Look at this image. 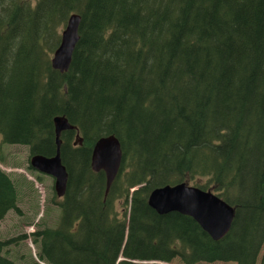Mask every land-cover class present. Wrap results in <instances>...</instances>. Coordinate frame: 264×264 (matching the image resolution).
Masks as SVG:
<instances>
[{
    "label": "trees",
    "instance_id": "1",
    "mask_svg": "<svg viewBox=\"0 0 264 264\" xmlns=\"http://www.w3.org/2000/svg\"><path fill=\"white\" fill-rule=\"evenodd\" d=\"M72 14L60 73L51 57ZM57 116L82 138L60 136V222L32 234L37 260L6 254L24 235L0 240V264H256L261 251L264 264V0H0V164L3 145L25 147L29 171L53 156ZM108 135L122 162L106 194L90 158ZM180 183L235 208L222 240L149 207ZM20 184L32 185L0 169V221L20 214Z\"/></svg>",
    "mask_w": 264,
    "mask_h": 264
},
{
    "label": "water",
    "instance_id": "2",
    "mask_svg": "<svg viewBox=\"0 0 264 264\" xmlns=\"http://www.w3.org/2000/svg\"><path fill=\"white\" fill-rule=\"evenodd\" d=\"M79 23V15L69 16L65 28L61 32L59 45L52 54L51 67L60 73L67 72L69 68L73 50L79 39ZM53 126L55 154L51 157L33 155L29 159V164L34 171L54 180V193L58 198H62L67 189L68 173L60 158L61 133L76 131L74 146H80L82 139L76 128L69 124L63 116L55 117ZM121 162L122 149L115 136H104L95 142L90 166L93 172H103L106 194L119 172ZM148 205L158 215L178 213L191 218L215 242L222 240L229 233L235 211L234 207L210 191L201 190L187 183L154 189L148 196Z\"/></svg>",
    "mask_w": 264,
    "mask_h": 264
},
{
    "label": "rangeland",
    "instance_id": "3",
    "mask_svg": "<svg viewBox=\"0 0 264 264\" xmlns=\"http://www.w3.org/2000/svg\"><path fill=\"white\" fill-rule=\"evenodd\" d=\"M29 1L34 2V0ZM27 156L28 151L23 146H2V157L5 164H0V169L13 179H20L21 181V178H23L32 183L31 188L20 184L18 203L20 214L11 211L0 221V240L16 238L21 235L25 236V238L17 240L16 244L7 247L6 254L16 261L30 258L37 260V248L34 245L32 234L44 227L57 226L61 214L58 205L52 203L53 198L56 196L53 192L54 180L51 177L29 171L27 169ZM62 200L63 198L55 197L57 202ZM262 257L263 251L260 252L256 264H260ZM171 264L179 263L175 261Z\"/></svg>",
    "mask_w": 264,
    "mask_h": 264
}]
</instances>
